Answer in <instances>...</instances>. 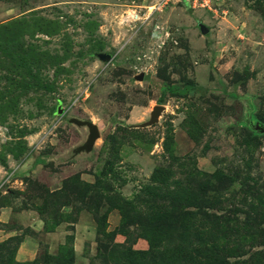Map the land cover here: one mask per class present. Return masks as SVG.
<instances>
[{
    "label": "rangeland",
    "instance_id": "obj_1",
    "mask_svg": "<svg viewBox=\"0 0 264 264\" xmlns=\"http://www.w3.org/2000/svg\"><path fill=\"white\" fill-rule=\"evenodd\" d=\"M256 122L264 0H0V264H264Z\"/></svg>",
    "mask_w": 264,
    "mask_h": 264
},
{
    "label": "water",
    "instance_id": "obj_2",
    "mask_svg": "<svg viewBox=\"0 0 264 264\" xmlns=\"http://www.w3.org/2000/svg\"><path fill=\"white\" fill-rule=\"evenodd\" d=\"M203 32H206V29L204 27H202ZM96 56L103 61H110L112 56L109 53H97ZM139 79H143V74H140L138 76ZM163 110V105H156L153 107V110L151 112V116H150V121L147 122V125L153 124L155 122H157L158 120V116L160 115V113ZM62 111L61 109L58 110V113L60 114ZM69 122L74 123L76 125L79 126H86L89 130V134H88V138L86 140V142L80 146L77 147L76 152H82V151H90L94 145V142L96 140V138L99 136V130L98 127L91 122L90 120H81L78 118H70ZM253 128L258 132V133H264V125L260 124L259 122H256L253 125Z\"/></svg>",
    "mask_w": 264,
    "mask_h": 264
},
{
    "label": "trees",
    "instance_id": "obj_3",
    "mask_svg": "<svg viewBox=\"0 0 264 264\" xmlns=\"http://www.w3.org/2000/svg\"><path fill=\"white\" fill-rule=\"evenodd\" d=\"M164 93H165V89L162 91V95H161V97L159 98V101H160V102H162V96L164 95Z\"/></svg>",
    "mask_w": 264,
    "mask_h": 264
},
{
    "label": "crops",
    "instance_id": "obj_4",
    "mask_svg": "<svg viewBox=\"0 0 264 264\" xmlns=\"http://www.w3.org/2000/svg\"><path fill=\"white\" fill-rule=\"evenodd\" d=\"M25 251H32V247L25 248Z\"/></svg>",
    "mask_w": 264,
    "mask_h": 264
},
{
    "label": "built area",
    "instance_id": "obj_5",
    "mask_svg": "<svg viewBox=\"0 0 264 264\" xmlns=\"http://www.w3.org/2000/svg\"><path fill=\"white\" fill-rule=\"evenodd\" d=\"M194 2H195V0H194Z\"/></svg>",
    "mask_w": 264,
    "mask_h": 264
}]
</instances>
